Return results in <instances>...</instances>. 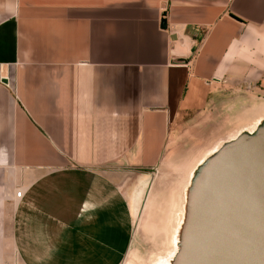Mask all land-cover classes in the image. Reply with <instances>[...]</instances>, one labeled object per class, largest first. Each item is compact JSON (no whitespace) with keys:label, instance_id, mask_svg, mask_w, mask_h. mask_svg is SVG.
I'll return each mask as SVG.
<instances>
[{"label":"crops","instance_id":"obj_1","mask_svg":"<svg viewBox=\"0 0 264 264\" xmlns=\"http://www.w3.org/2000/svg\"><path fill=\"white\" fill-rule=\"evenodd\" d=\"M253 77L264 0H0V264L106 253L134 206L122 163L153 167L224 79Z\"/></svg>","mask_w":264,"mask_h":264},{"label":"water","instance_id":"obj_2","mask_svg":"<svg viewBox=\"0 0 264 264\" xmlns=\"http://www.w3.org/2000/svg\"><path fill=\"white\" fill-rule=\"evenodd\" d=\"M183 171L171 250L163 203L165 249L150 264H264V115L215 141ZM172 190L164 201H172Z\"/></svg>","mask_w":264,"mask_h":264},{"label":"rangeland","instance_id":"obj_3","mask_svg":"<svg viewBox=\"0 0 264 264\" xmlns=\"http://www.w3.org/2000/svg\"><path fill=\"white\" fill-rule=\"evenodd\" d=\"M216 92L212 105L176 127L175 140L169 143L170 150L153 167L122 163L124 170L128 171L125 170L127 173L122 178L121 192L134 203L130 219L123 223L108 221L106 237L99 238L101 241L105 239L106 253L76 254L75 261L79 258V261L83 259V264H120L124 256V263L150 264L155 257L163 254L166 237L159 221L162 208L161 204L157 207L149 205L150 198L164 194V201L173 187L181 183L183 170L195 156L252 116L264 115V88L259 86L255 77L224 79ZM149 181L153 183L151 194L147 201H143ZM129 235L130 245L124 255Z\"/></svg>","mask_w":264,"mask_h":264},{"label":"bare ground","instance_id":"obj_4","mask_svg":"<svg viewBox=\"0 0 264 264\" xmlns=\"http://www.w3.org/2000/svg\"><path fill=\"white\" fill-rule=\"evenodd\" d=\"M185 181H186L185 176L180 177V182L181 183L179 185H177V187L174 188L175 190L173 189L172 192H171L172 201H162L164 199V197H165L164 194H161L158 197L155 195V197H153V198L151 197L150 200H149L150 201L149 205L155 206V207H157V205L159 206L160 204H161L160 207H162L163 203H168L169 210H168V213H167V215L165 217L164 228H166V230L168 231L167 232L168 235H170L169 240H168V242L170 244L169 245L170 246V250H171V247H172V241H173L172 239H173V235H174L175 229L177 227V221H178L177 220L178 217L176 218V215L178 214L179 207H176V201H175L176 200V194L181 189V187L185 183ZM152 184L153 183L151 181L148 182L146 190H145V194H144L145 196H144L143 201H147V199L149 198V195L151 194V190H152V187H153ZM142 185H146V183H143ZM164 205H166V204H164ZM179 213H180V211H179ZM175 219H176V222H174ZM173 222H174V224H173ZM129 245H130V243H129ZM129 245H128V247H129ZM127 250H128V248H127ZM158 261H159V259H157L156 264L161 262V261H159V262ZM126 263H128V261Z\"/></svg>","mask_w":264,"mask_h":264},{"label":"built area","instance_id":"obj_5","mask_svg":"<svg viewBox=\"0 0 264 264\" xmlns=\"http://www.w3.org/2000/svg\"><path fill=\"white\" fill-rule=\"evenodd\" d=\"M21 195H22V192L21 191H16L15 192V198L16 199H20L21 198Z\"/></svg>","mask_w":264,"mask_h":264}]
</instances>
